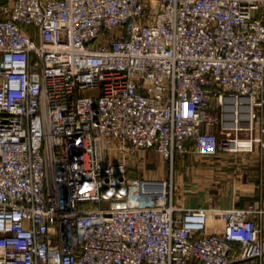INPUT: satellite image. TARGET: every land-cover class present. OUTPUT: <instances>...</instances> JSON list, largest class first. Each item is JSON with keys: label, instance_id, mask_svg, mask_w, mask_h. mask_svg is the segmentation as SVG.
<instances>
[{"label": "built area", "instance_id": "1", "mask_svg": "<svg viewBox=\"0 0 264 264\" xmlns=\"http://www.w3.org/2000/svg\"><path fill=\"white\" fill-rule=\"evenodd\" d=\"M256 150L264 0H0V264H264V207L174 202L178 154Z\"/></svg>", "mask_w": 264, "mask_h": 264}, {"label": "crops", "instance_id": "2", "mask_svg": "<svg viewBox=\"0 0 264 264\" xmlns=\"http://www.w3.org/2000/svg\"><path fill=\"white\" fill-rule=\"evenodd\" d=\"M148 165L153 167L152 153L144 152ZM177 157V156H176ZM182 168L173 177L178 187V203L184 207L215 205L223 208L234 206L264 207V157L254 152L220 153L216 157H201L195 152L183 156ZM160 168H165V162ZM176 161V159H175ZM169 173V171H168ZM171 173L167 177H170ZM212 183V188L209 184ZM175 197L174 195V202ZM263 227L264 214L255 217Z\"/></svg>", "mask_w": 264, "mask_h": 264}, {"label": "rangeland", "instance_id": "3", "mask_svg": "<svg viewBox=\"0 0 264 264\" xmlns=\"http://www.w3.org/2000/svg\"><path fill=\"white\" fill-rule=\"evenodd\" d=\"M232 135H234L232 133ZM140 152V151H139ZM139 152L136 151H132L130 150L129 152L126 151V155H128L129 158V173L130 175H139V176H155V177H167L170 173V164L169 162H165L166 167L165 168H160L162 163H164L163 158L161 156H158L156 159L151 160L152 162V166H150V164L148 165V160L146 155L144 154V151H141L140 154H138ZM130 155V156H129ZM183 160H185L183 158L182 155H177L176 157V161H175V168L176 169H181L182 168V164H183ZM169 171V173H168ZM171 176V175H170ZM211 187V188H210ZM212 183L209 184V188H212ZM175 195H177V197H175V204L179 205L178 203V187L175 188Z\"/></svg>", "mask_w": 264, "mask_h": 264}, {"label": "trees", "instance_id": "4", "mask_svg": "<svg viewBox=\"0 0 264 264\" xmlns=\"http://www.w3.org/2000/svg\"><path fill=\"white\" fill-rule=\"evenodd\" d=\"M192 264H198V263L196 262V263H192ZM234 264H238V263H234Z\"/></svg>", "mask_w": 264, "mask_h": 264}]
</instances>
